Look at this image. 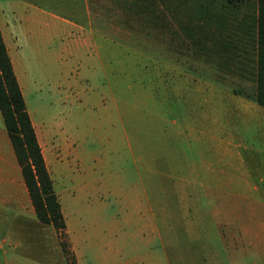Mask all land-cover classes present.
Listing matches in <instances>:
<instances>
[{"label":"rangeland","instance_id":"374dc122","mask_svg":"<svg viewBox=\"0 0 264 264\" xmlns=\"http://www.w3.org/2000/svg\"><path fill=\"white\" fill-rule=\"evenodd\" d=\"M145 4L89 0L92 35L35 31L16 62L74 262L264 264V115L234 94L256 0ZM49 226L33 255L73 264Z\"/></svg>","mask_w":264,"mask_h":264},{"label":"crops","instance_id":"0c3cea01","mask_svg":"<svg viewBox=\"0 0 264 264\" xmlns=\"http://www.w3.org/2000/svg\"><path fill=\"white\" fill-rule=\"evenodd\" d=\"M56 26L68 28L70 31L89 32L92 35L95 29L89 0L0 1V34L24 103L23 86L25 80L23 76L19 77L16 62L23 58L25 48L30 46L32 40H35V36H33L35 31L39 35L50 32L53 28L56 30ZM252 35V58L249 61V75L240 77V80L244 82H251L252 87L248 88L249 92L246 95L240 91H235L234 94L237 95L238 99L241 97L246 99V101L243 99L246 102L245 106L264 115V108L257 105L253 100L256 93L255 64L253 62L255 33ZM102 40L109 42V39L102 38ZM235 48L238 46L233 43V49ZM239 60V58L235 59V64L240 65ZM241 88L247 87L243 85ZM25 107L45 163L40 133L33 122L26 103ZM57 128L62 129V125L57 124ZM59 204L61 203L59 202ZM15 217L23 220H15ZM64 223L66 236L76 257L73 238L68 229L69 224L67 220H64ZM44 225L39 223L35 217L29 193L22 178L21 168L15 157L0 113V264H45L37 258L38 256L33 255L34 251H41V249L44 251L45 249L46 244L34 235V233L36 235L41 234ZM49 227H51V231H54L52 226ZM36 240L41 241L40 246L33 243Z\"/></svg>","mask_w":264,"mask_h":264},{"label":"trees","instance_id":"16d2710c","mask_svg":"<svg viewBox=\"0 0 264 264\" xmlns=\"http://www.w3.org/2000/svg\"><path fill=\"white\" fill-rule=\"evenodd\" d=\"M138 1L141 11L149 10L145 0ZM239 1V0H237ZM232 0H224L229 4ZM254 21L255 103L264 108V0H256ZM205 9V7H202ZM0 113L12 144L15 157L28 190L36 219L51 225L66 237L60 205L52 188V181L44 163L40 147L26 111L25 103L14 75L10 59L0 34ZM68 245V242L67 244ZM73 257V264L75 258Z\"/></svg>","mask_w":264,"mask_h":264}]
</instances>
